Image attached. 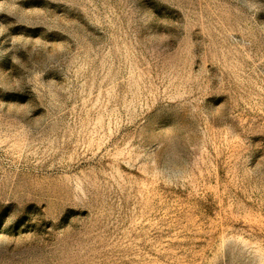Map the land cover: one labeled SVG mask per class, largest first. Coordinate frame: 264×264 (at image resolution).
Instances as JSON below:
<instances>
[{"label":"rangeland","instance_id":"rangeland-1","mask_svg":"<svg viewBox=\"0 0 264 264\" xmlns=\"http://www.w3.org/2000/svg\"><path fill=\"white\" fill-rule=\"evenodd\" d=\"M0 264H264V0H0Z\"/></svg>","mask_w":264,"mask_h":264}]
</instances>
